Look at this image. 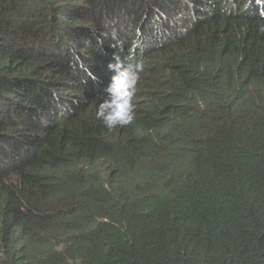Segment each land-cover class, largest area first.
<instances>
[{
  "label": "trees",
  "instance_id": "trees-1",
  "mask_svg": "<svg viewBox=\"0 0 264 264\" xmlns=\"http://www.w3.org/2000/svg\"><path fill=\"white\" fill-rule=\"evenodd\" d=\"M262 29L264 0H0V264H264ZM114 56L144 71L108 131Z\"/></svg>",
  "mask_w": 264,
  "mask_h": 264
},
{
  "label": "clouds",
  "instance_id": "clouds-1",
  "mask_svg": "<svg viewBox=\"0 0 264 264\" xmlns=\"http://www.w3.org/2000/svg\"><path fill=\"white\" fill-rule=\"evenodd\" d=\"M107 69L111 75L105 89L106 95L96 106L95 117L108 131H112L133 121L135 116L133 101L144 67L141 63H126L120 57L114 56L112 62L107 64ZM93 78L95 79L94 76Z\"/></svg>",
  "mask_w": 264,
  "mask_h": 264
}]
</instances>
